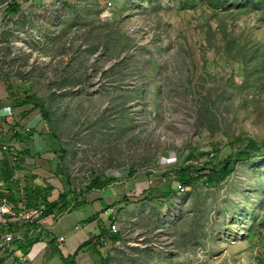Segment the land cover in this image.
<instances>
[{
    "label": "rangeland",
    "instance_id": "1",
    "mask_svg": "<svg viewBox=\"0 0 264 264\" xmlns=\"http://www.w3.org/2000/svg\"><path fill=\"white\" fill-rule=\"evenodd\" d=\"M0 101L12 113L1 121L0 177L13 173L14 190L130 206L112 264H264V156L219 185L168 175L207 174L237 138L264 153V11L223 0H0ZM95 177L111 183L86 192ZM29 226L8 232L25 237ZM18 243L0 260L13 264Z\"/></svg>",
    "mask_w": 264,
    "mask_h": 264
},
{
    "label": "crops",
    "instance_id": "2",
    "mask_svg": "<svg viewBox=\"0 0 264 264\" xmlns=\"http://www.w3.org/2000/svg\"><path fill=\"white\" fill-rule=\"evenodd\" d=\"M9 116H12V113H7L0 101V130L3 129L1 121L6 118L9 122ZM6 159L0 155V163H4ZM25 173L27 175L23 177L30 179L28 172L25 171ZM2 186L4 184L0 182V187ZM120 200V198L116 200L97 198L96 201H88L87 204L56 218L54 224L42 220L40 224L28 225L27 236L22 235L25 242L21 241L22 243H18L19 246L16 248V251L21 255L15 258L27 256L30 264H70L71 261L75 264H112L115 262L112 250L118 249L125 242V236L129 235L125 234V229L131 215L130 206ZM99 201H104L107 204V207L101 210L102 214H99L94 206ZM87 206H90L89 210ZM110 208H115V214L108 213ZM113 220L120 225V232L117 234L111 231ZM40 225H43V230L38 232ZM133 236L145 235L144 232H134ZM61 238L64 240L60 241ZM36 240L38 241L35 242ZM91 240H94L91 245L81 249ZM30 242L35 243L27 249L26 243ZM54 248L60 251L56 253L52 250ZM108 250H111L112 254L107 252ZM110 254L112 257L109 256Z\"/></svg>",
    "mask_w": 264,
    "mask_h": 264
},
{
    "label": "trees",
    "instance_id": "3",
    "mask_svg": "<svg viewBox=\"0 0 264 264\" xmlns=\"http://www.w3.org/2000/svg\"><path fill=\"white\" fill-rule=\"evenodd\" d=\"M225 4L235 6L240 5L242 7H249V5H251L255 9L264 11V0H223V5ZM16 11H18V8L13 10V12ZM27 103L32 104L35 109H40L43 115L45 117L47 116L44 101L39 99L37 100L34 97L32 98L29 96L27 97L26 104ZM236 140L238 141V143H241L238 150L218 164L211 162L206 163L207 167L204 168V170L208 169L207 174H201V171H203V169L200 170L195 166H186L178 168L168 175L172 176L187 188L192 187L196 182L203 179H206V183L209 185H219L235 172V169L240 162L250 161L256 156V154L264 156V153H261L259 145L254 139L237 138ZM0 181L4 184V186L0 187V194H3L1 198L6 199L9 203L15 205V207L20 210H28L45 205L47 207V210L43 218H54L57 213H64L68 210L71 211L87 204V201H81L78 203L76 201L74 202L71 199V196L75 195V191H71L69 194H60L58 199L54 201H50V191L52 190V187H25L19 188L16 191L13 189V185L15 183L19 184V182H16V180H14L13 173L9 175H1ZM110 183L111 182L108 181L103 182L101 177H95L84 190L86 192H91L93 190H104L108 185H110ZM37 241L38 240H36L35 242ZM93 241L94 240H91L87 244L83 245L81 249L88 245H91ZM23 242H25V239ZM35 242L27 243L25 247L28 249L32 247ZM65 261H67V259H65ZM0 264H5L4 260H0ZM70 264L75 263L71 261Z\"/></svg>",
    "mask_w": 264,
    "mask_h": 264
},
{
    "label": "built area",
    "instance_id": "4",
    "mask_svg": "<svg viewBox=\"0 0 264 264\" xmlns=\"http://www.w3.org/2000/svg\"><path fill=\"white\" fill-rule=\"evenodd\" d=\"M8 150V147L3 145V137L0 134V151ZM47 207L42 205L37 208H32L28 210H20L15 207V205L9 203L7 200H3L0 205V253L2 252H10L12 253V246L15 242L24 241V237L22 235H17L11 232H8L14 225H35L40 224L43 220V217L46 213ZM115 208H110L108 213L115 214ZM43 230V225H40L38 228V232ZM111 231L114 234L120 232V225L117 221L112 222ZM64 238H61L60 241H63ZM13 264L17 262L20 264H30L29 258L27 256H22L19 259L13 258Z\"/></svg>",
    "mask_w": 264,
    "mask_h": 264
}]
</instances>
